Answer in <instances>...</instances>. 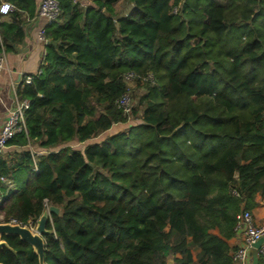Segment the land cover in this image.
I'll return each instance as SVG.
<instances>
[{"label": "trees", "instance_id": "1", "mask_svg": "<svg viewBox=\"0 0 264 264\" xmlns=\"http://www.w3.org/2000/svg\"><path fill=\"white\" fill-rule=\"evenodd\" d=\"M8 1L4 52L34 8ZM56 1L40 71L16 90L26 131L0 157L3 222L60 208L44 264H233L236 215L264 195V0ZM119 1L132 8L114 18ZM126 72L152 80L128 87ZM2 239L1 264H39Z\"/></svg>", "mask_w": 264, "mask_h": 264}, {"label": "built area", "instance_id": "2", "mask_svg": "<svg viewBox=\"0 0 264 264\" xmlns=\"http://www.w3.org/2000/svg\"><path fill=\"white\" fill-rule=\"evenodd\" d=\"M14 6L9 2H2L0 4V14H7L12 11ZM60 14V9L58 2L56 0H40L38 5V15L47 18L48 23L55 21ZM44 28L40 30V37L44 36ZM5 52L0 51V70L3 69L5 64ZM40 70L34 75H25L23 76V81L29 83L32 78L39 73ZM139 78L141 80H152V75L149 73L146 76L142 77L136 75L133 72H126L124 74V81L128 87L133 85V81ZM14 103L6 111V115L3 121V124L0 129V157L3 155L5 148L10 139H12L16 134L26 131L24 112L28 107V100L20 98L17 94L16 89H14ZM133 100L130 98L129 94H124L119 100V106L123 109L125 113H130ZM0 181L6 183L7 190L13 188V184L10 180L5 177H0ZM1 202V194H0ZM48 205L46 206V208ZM0 222H3V215H0ZM10 223H17L15 220L11 219ZM32 230L35 228L34 219L28 220L26 224ZM234 230L239 235V241L237 249L231 253V258L233 264H251L250 259V250L252 249L253 243H255L260 238L264 237V220L256 224L253 219V215L249 210H243L236 215V222L234 225ZM264 252V242L257 249V254Z\"/></svg>", "mask_w": 264, "mask_h": 264}, {"label": "crops", "instance_id": "3", "mask_svg": "<svg viewBox=\"0 0 264 264\" xmlns=\"http://www.w3.org/2000/svg\"><path fill=\"white\" fill-rule=\"evenodd\" d=\"M2 2L11 3L8 0H0V4ZM39 2L40 0H34L33 12L22 13V18L24 20L23 42L15 46L14 51L5 52L6 61L3 69L0 70V129L3 124L7 109L14 103L13 86L14 89L17 90L18 84L23 81V76L36 74L42 63L46 39L45 32L43 38L40 37V30L43 28L44 30H46L49 23L47 18L38 15ZM122 2L123 1L117 2L114 5V9L120 3L122 4ZM127 4L129 5V8H127L126 10H115V14L113 15L114 18L124 17L128 14L130 9L132 8V4ZM11 13L12 11L8 12L7 14H0V21H8L11 17ZM6 149L7 147L5 148V150ZM255 201L257 202V205L251 210V213L253 215L254 222L256 224H259L264 220V195L257 194L255 197ZM171 257L175 258L179 257V255Z\"/></svg>", "mask_w": 264, "mask_h": 264}, {"label": "water", "instance_id": "4", "mask_svg": "<svg viewBox=\"0 0 264 264\" xmlns=\"http://www.w3.org/2000/svg\"><path fill=\"white\" fill-rule=\"evenodd\" d=\"M52 214H60V208L54 205L48 207L42 212L38 218H33L36 225L32 230L27 225L19 223L0 222V249L3 247L9 248L7 242L2 239V236L14 235L18 236L22 241L28 243L38 257V263L44 264V238L43 235L50 231L46 228L47 222L51 219ZM264 242V237L257 240L252 245L250 250L252 264H257L258 254L257 249ZM167 264H173V258L170 256L166 260ZM1 264V263H0Z\"/></svg>", "mask_w": 264, "mask_h": 264}, {"label": "rangeland", "instance_id": "5", "mask_svg": "<svg viewBox=\"0 0 264 264\" xmlns=\"http://www.w3.org/2000/svg\"><path fill=\"white\" fill-rule=\"evenodd\" d=\"M83 5H87L89 2H90V0H79ZM127 8H129V5L127 4V2L126 1H123L122 2V4L120 3L117 7H115V10L116 11H120V10H123V9H127ZM121 14H122V12H121ZM133 85H131V87H132ZM136 91V92H135ZM134 92H135V95H137L136 96V98L134 99V101L132 102V104L133 105H135L136 103H137V101H138V99H139V97H140V95L144 92V90L143 89H136V90H134ZM139 114H140V112H139ZM131 121L132 122H137L136 121V118H131ZM241 206V205H240ZM238 213V212H237ZM236 213V214H237ZM1 215V214H0ZM196 252H197V250L195 249V248H192V255L194 256V258H195V255H196Z\"/></svg>", "mask_w": 264, "mask_h": 264}]
</instances>
